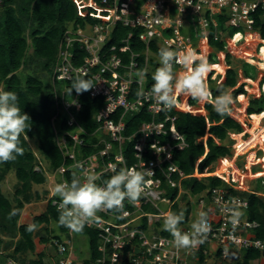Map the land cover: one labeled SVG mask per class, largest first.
I'll return each mask as SVG.
<instances>
[{
  "label": "built area",
  "instance_id": "obj_1",
  "mask_svg": "<svg viewBox=\"0 0 264 264\" xmlns=\"http://www.w3.org/2000/svg\"><path fill=\"white\" fill-rule=\"evenodd\" d=\"M2 1L4 0H0V3ZM79 5L93 6V16L97 22H86L84 25L70 23L58 45L53 68L56 95L53 122L57 144L65 161L70 164H62L55 170L48 169L49 172L36 167L50 179L46 201L51 200L58 208L61 201L58 196L53 195V188L55 184L67 181L65 172L68 169H75L80 174L81 169L74 167L77 164L95 172L99 176L96 183L100 186L113 175L111 165H116L117 170L124 166L134 167L145 173L146 181H151V184L145 186L139 201L133 205L125 200L122 213L98 212L97 219L86 225L95 229L99 237L98 250L101 256L95 264H124L125 260L129 264H235L246 250L258 251L264 257V238L255 233L260 224L247 217L249 199L230 191H247L264 197V191L243 185L248 176L254 178L256 183L260 181L264 185V165L261 170L248 169L245 176L242 175L244 171L236 170L235 166L229 171L221 172L216 169L211 173L212 176L222 179L224 184L212 187L209 194L201 195L199 199L200 212L207 213L211 225L203 242L204 248L202 244L177 248L172 236L155 230L153 225L158 221L154 222L153 218H163V214L169 211L163 210L160 204H173L166 196L167 188L163 186V177L168 186L181 187V179L185 174L174 163L173 154L175 150L187 147L188 143L182 134L178 135L175 143L170 140L162 141V136L170 135L167 124L173 125L177 115L163 110L162 106L157 107L154 101L136 95L140 87L145 92L151 89L152 85H148L147 79L149 74L152 76L155 72L151 62L160 67L158 52L153 46L158 49L166 46L179 52L191 51L192 48L194 51H201L200 48H195L196 42L190 36L191 32L198 42L197 46L201 42V47L205 48L209 45L211 34L214 40L222 39L221 35L232 27L239 29L237 32L242 35L236 41L227 40V48L234 45L243 51L256 40L259 45H264V39L259 32L255 39L250 40L256 31L254 23L257 12L262 11L261 17L264 20V0H100L98 4L92 0L91 3ZM220 17L225 19L222 24L223 33L219 29ZM187 18L190 26L185 25ZM118 25L130 28L127 36L122 38V49H118L115 44L109 45ZM135 35L144 44V52L132 49V38ZM125 52L128 62L123 61ZM260 54L252 55L264 63ZM196 56H199L197 52ZM206 56L207 54L203 55V58L208 63ZM140 58L143 61L142 66ZM256 60L246 61L255 65ZM260 64L258 63L259 69L264 70ZM181 67L179 64L174 65L178 74ZM139 71L145 73L142 81L137 75ZM85 76H90L95 85L89 94L104 99L103 105L94 115L98 127L91 133L81 125L75 113L82 106L79 94L72 92L70 95L67 87L77 77ZM258 92L259 96L264 94V83ZM143 109L151 113L152 120L144 122L137 131L126 136V117L128 114L140 113ZM231 114L236 119L239 118L233 114V109ZM253 115L248 114L254 120ZM158 116L162 118L157 119ZM263 119L264 117L260 125L263 124ZM56 120L59 122L56 123ZM239 122L243 125V131L232 133L231 136L240 134L242 137L250 133L249 127L243 121ZM64 123L68 129L63 128ZM132 140H135L136 162L128 166L124 155V142ZM84 149L92 151L88 153ZM260 158V153L256 152L251 162ZM174 174L179 175L178 180L173 178ZM225 205L242 213L237 224L231 223V215L224 210ZM144 206L155 211L145 210ZM145 217L147 224L144 228L142 225ZM180 228L185 232L191 230L187 225ZM69 240L55 239L58 258L49 259L44 264H79L71 257L73 246L69 244ZM0 256L4 258V264H21L19 260L8 256L3 249H0Z\"/></svg>",
  "mask_w": 264,
  "mask_h": 264
},
{
  "label": "trees",
  "instance_id": "obj_2",
  "mask_svg": "<svg viewBox=\"0 0 264 264\" xmlns=\"http://www.w3.org/2000/svg\"><path fill=\"white\" fill-rule=\"evenodd\" d=\"M100 0H94L96 4ZM95 8L93 6H80L74 0H4V4L0 5V89L5 91H13L17 93L18 106L21 112L26 113L30 117L28 122L31 126L26 134L21 136V146L24 148V155L18 156L15 161L0 163V234L1 237L10 238L13 242V253L8 254L21 264H44L45 252L37 253V258L29 259L24 257V253L30 251L35 252L37 243L35 237L37 228L42 224H50L55 222L57 229L61 234L68 236L69 229L58 225L59 212L57 206L52 204L51 200L46 203L45 210L32 216L30 223H20L21 211L26 203L33 200L47 199V189L42 194L34 191L35 185H45L47 176L43 171L36 169L38 159L35 151L32 149L31 141L37 145L41 157L47 162L49 170H55L62 164L69 165V161H65L62 150L56 141V128L53 117L56 114L55 109V92L48 90L44 85L42 73L53 71L58 45L63 38L64 32L70 23H78L84 25L86 22L95 23ZM262 11L255 15L254 28L264 39V20L261 17ZM220 31L223 33L224 17H220ZM237 28H229L226 31L229 41H236L242 35L237 32ZM130 32V28L118 25L114 31L113 38L109 45L115 44L118 49H122V38L126 37ZM223 36V35H221ZM209 45L216 47L220 51L227 49V39L214 40L213 34L210 35ZM32 47V52L29 48ZM131 47L134 51L144 52V44L137 40L136 35L132 38ZM154 50L159 51L156 46ZM208 61L212 65L219 63V57L214 52L207 54ZM203 59V56L197 57V62ZM232 57L229 53L225 54V64L230 66L226 75L222 80L214 78L213 70L206 74V83L211 96L208 101L203 103L206 113L194 112L200 102L191 98L184 93L176 94V105L170 112L177 115V119L173 125L167 124L170 135L162 136V141L170 140L175 143L178 141V135L182 134L188 143V146L181 150H175L173 161L185 174L181 179V186L189 189L193 195H207L214 186H221L224 181L216 176H212L213 167L220 159L230 155L232 150L231 134L241 133L243 125L232 116V105L230 111L225 114H219L214 110L213 100L219 95L221 90H227L231 93L233 101L240 100L241 97L247 95L249 88L248 81H254V78L244 72L243 82H238L237 71L232 66ZM141 66L142 58L139 59ZM123 61L128 62L126 52L123 54ZM252 65L247 61L243 65ZM32 65H36L32 72H28ZM155 70L157 64L151 62ZM258 69V68H257ZM22 70H26L25 80L20 75ZM148 85L154 83L151 74L148 75ZM263 77V76H262ZM53 79L55 77H52ZM90 79V76L83 77ZM221 78V77H220ZM55 80V79H54ZM264 83V77L258 84L259 90ZM68 89L71 87L69 84ZM59 89V87H58ZM134 89V87H133ZM75 92V90H73ZM82 106L75 111L78 115L81 125L87 132H94L98 123L94 119V115L104 103L103 97H92L89 91L79 94ZM264 104V94L259 97H252L246 111L248 114H256L264 112L262 108ZM197 106V107H195ZM61 116V114L59 113ZM152 115L146 109L137 114H128L126 117V128L124 134L129 136L137 131L141 125L152 120ZM158 116L157 119H161ZM63 128L68 129L66 123ZM229 140V145L226 143ZM231 141V142H230ZM125 160L128 166L136 162L134 156L136 152L135 140L124 142ZM91 152L92 149H84ZM14 170L17 185L14 194V200L9 199L3 192L1 183L7 174ZM75 169H68L65 172V179L71 181L72 172ZM173 178L178 180L179 175L174 174ZM163 186L167 188L166 196L173 202L171 211L179 213L184 212V221L179 225H186L190 219L192 212V204L186 201L183 205L178 201L180 187H170L167 185L163 177ZM232 194L240 195L249 199L248 219L257 221L260 226L255 229V233L260 238H264V197L257 196L247 191L230 190ZM187 199L185 194L181 200ZM145 210H153L149 206H144ZM17 210V214L11 219L8 218L12 210ZM205 211H208L207 209ZM29 224H36L35 231H28ZM147 218H144L142 227H146ZM48 230V228H46ZM155 230L163 235L171 236V234L163 230V223L156 222ZM89 237L90 257L81 264H95L100 258L101 253L98 250L99 237L95 229L85 226L82 232ZM0 237V243L3 239ZM55 239H62L60 234H54L51 237L41 236L42 243L50 242L54 246ZM15 240V241H14ZM205 244L202 243V248ZM262 257V254L255 250H246L243 252L242 258L235 264H251L252 261ZM55 258V257H53ZM56 258H58L56 256ZM0 264H4V258L0 256ZM124 264H129L128 260Z\"/></svg>",
  "mask_w": 264,
  "mask_h": 264
},
{
  "label": "clouds",
  "instance_id": "obj_3",
  "mask_svg": "<svg viewBox=\"0 0 264 264\" xmlns=\"http://www.w3.org/2000/svg\"><path fill=\"white\" fill-rule=\"evenodd\" d=\"M160 67H158L152 79L154 83L150 91L145 92L140 87L136 95L155 102L157 107L162 106L163 110H171L176 105V94L184 93L195 99L197 102L208 101L211 93L206 83V74L209 65L203 59L197 62L194 51L179 52L169 47L162 46L158 51ZM182 65L184 71L177 73L174 65ZM144 72L139 71L137 75L143 80ZM95 85L91 79L77 77L73 80L68 93L73 90L77 94L90 91ZM18 95L13 91L0 89V163L15 161L18 156L24 155V148L21 146V136L30 130V117L22 113L18 106ZM233 97L227 90H221L213 100L214 110L222 115L230 111ZM74 167L81 169L80 174L72 172L71 181H63L55 184L53 195L60 198L58 205V225L68 228L70 231L82 232L87 224L97 219V213L101 211H114L122 213L124 201L135 205L142 194L145 186L151 184L146 181L145 173L134 167H120L111 165L113 175L104 180L103 186L96 183L99 176L82 164ZM226 212L231 215V223L237 224L242 213L228 205H225ZM17 214L12 210L8 218L11 219ZM184 221V212L179 213L168 211L163 214V230L169 232L173 243L177 248L196 247L204 242L211 229L208 215L200 212L197 218L191 223V230L182 231L179 225ZM36 224H29L28 231H35Z\"/></svg>",
  "mask_w": 264,
  "mask_h": 264
},
{
  "label": "rangeland",
  "instance_id": "obj_4",
  "mask_svg": "<svg viewBox=\"0 0 264 264\" xmlns=\"http://www.w3.org/2000/svg\"><path fill=\"white\" fill-rule=\"evenodd\" d=\"M77 1L79 3L84 4V5L92 2V0H77ZM186 20L187 21H185V25L188 26V24H189L188 18ZM189 26H190V24H189ZM257 32L258 31L254 32L255 34H253L251 36L250 40H253L258 36ZM222 35H223L222 36L223 38L225 37L228 40L226 32H224V34H222ZM190 36L196 42V43H194V45L196 46L195 48L196 49L200 48V50H201V51H194V48H192L191 51H194L195 53L197 52V54L199 56H203L204 55V53H203L204 46L201 47V45H202L201 42L197 46L198 42L194 38L193 32L190 33ZM251 44L252 45H248L245 48V50H243V51L240 50L241 49L240 47H237L234 45L233 46L229 45V47L227 49H225L224 51H220V50L218 51L216 49V47H213V49L214 50L216 49L215 51H217V55L219 57V63L217 65H212L211 63H207L209 65V71L213 70L215 79L221 80L222 77H224L226 75L227 69L230 67V66L226 65L225 61H224L225 54L229 53L232 57V59H231L232 60V66L237 71L238 82L240 83V82H243L244 80H246L244 78L245 74H244L243 70L244 71L246 70L248 72L247 73L248 76L254 78V81H248L249 82V88L247 90V95L245 96L246 104H244L243 101H233V103H232L233 114L236 117H239V118H237L238 121H243L246 124V126H248V127L252 126L253 119L249 118L246 109L249 106L250 99L252 97H255V96L259 97L258 84L260 83L261 79L264 77V70H260L259 69L260 67H258V65H257L259 63V61L256 60L257 57L252 55L254 53L255 54L259 53V52L262 53V49L264 48V45H262V44L259 45L258 40H256L255 42L252 41ZM101 45L102 44H100V46ZM247 59H249V60L255 59L256 60L255 62H257V64H255V65H257V67L252 66V65L250 66L247 64L243 65V62H245ZM35 66L36 65H32L30 71H28V72H32L34 70ZM183 71H184V68L181 67L180 73ZM209 71H208V73H209ZM26 73H27L26 70H22L20 72V75L23 76V79H22L23 81L25 80ZM52 77H53V71H50L49 73H47V72L42 73V79H43L44 85L48 88V90L50 89V90L54 91V83H53ZM57 88L58 87H56V89ZM203 103L204 102H200L198 107L195 106V107H197L195 110L198 111V110L202 109L203 111L201 113L205 114L206 111L203 108ZM262 108H264V104H262ZM199 113H200V111H199ZM58 122L59 121L56 120V123H58ZM261 125H264V119H263V124H261ZM238 135H240V134L233 135L234 137L233 136L230 137L233 141L232 144L229 143V140L226 142L228 145L230 144V148L232 150V153L230 155H227L226 157L220 159L218 162H216L215 166L213 167V171L216 169L220 170L221 172L229 171V169H231L235 166L236 170L244 171L242 173V175L244 174V176H245L246 174H248L249 171H247V170L250 168H253L256 171L262 169V165H264V138L257 141L255 144H253L252 147H249L248 149L241 151V152H239L238 155H236V152H238V150H239V147L237 146V144L239 142L238 138H237ZM250 136H251L250 133H246L244 136L242 135L241 138L246 140ZM30 143H31L32 149L35 151L36 155L38 156L37 157V159H38V165L37 166L39 168H42L43 171H44V169H46V171L49 172L47 162L41 157L36 143L34 141H31V140H30ZM256 152L260 153V157H262V158L254 161L252 163L251 159ZM227 164H230L231 166H228ZM213 171H212V173H213ZM49 182H50V179H47L45 185H35L33 190L39 191V193L42 194L44 190L48 189L49 184H50ZM17 183H18V181H17L14 170H11L7 174V176L3 180V182L1 183V187H2L4 194L9 199H11L12 201L14 200V194H15V189H16ZM243 185L248 186V187L253 188V189H256V190H259V191H264V185H261L260 181H257V183H256V180L254 178H252L251 176H248L244 179ZM180 192L181 193L179 195L178 201H180V203L183 205L186 203V201H190L192 204V212L190 215V220H189V223L186 224L187 226H191V223L197 218L198 214L201 211L200 210L201 206L199 204V199H200L201 195L191 194L189 189H187L184 186L180 187ZM185 194L187 195V199L181 200ZM46 203H47L46 198L41 199V200H33L30 203H26L24 206V210L21 212H26L27 217L29 216V218L30 217L32 218V216H34L36 214H40L45 210ZM206 203L209 204L208 201H206ZM160 205H161V208L163 210L168 209V207L166 205H164L163 203H161ZM168 205L171 206L170 203H168ZM156 219H159V220H156ZM153 220H154V222L160 221L161 223H163V218L154 217ZM155 224H156V222L154 223L153 226H155ZM46 228H48V230ZM36 231H37V235L40 234V235L35 237V240L37 243L36 251L35 252L28 251V252L24 253V257H27L29 259H34V258H37L38 252L43 251V252H45V260H44L45 262L48 261L49 259H52L53 257L56 258L57 253H56V250L53 247L51 241L47 242L46 244L42 243L40 241L41 236L51 237L54 234H60L61 238H63V239H70L69 244L73 246V250H72L73 254L72 255H73V259L76 263L80 264L84 260H86L90 257L89 237L85 234L75 233V232L70 233V231H69L68 236H66V235L60 233V231L56 227L55 222H51L48 225L42 224V226L37 228ZM0 237H1V234H0ZM1 238L3 239V241H2V243H0V249H3L5 252H7V254L13 253V246H12L13 242L11 241V239L7 238V237H1ZM251 264H264V257L262 256L261 258L257 259L256 261H252Z\"/></svg>",
  "mask_w": 264,
  "mask_h": 264
},
{
  "label": "bare ground",
  "instance_id": "obj_5",
  "mask_svg": "<svg viewBox=\"0 0 264 264\" xmlns=\"http://www.w3.org/2000/svg\"><path fill=\"white\" fill-rule=\"evenodd\" d=\"M260 56H262V59L264 60V48L262 49V53L260 54ZM259 63H261L260 65L264 68V63L263 62H259ZM240 100L243 101L244 104H246L245 96L241 97ZM198 111H203V110L200 109ZM263 117H264V112L256 113L253 115L254 120L252 122V127L248 128V130L251 133V136L248 139L244 140L241 138L240 135L237 136L238 141H239L237 144V146L239 147L238 152L244 151L248 149L249 147H252L253 144H255L257 141L264 138V125L259 124Z\"/></svg>",
  "mask_w": 264,
  "mask_h": 264
},
{
  "label": "crops",
  "instance_id": "obj_6",
  "mask_svg": "<svg viewBox=\"0 0 264 264\" xmlns=\"http://www.w3.org/2000/svg\"><path fill=\"white\" fill-rule=\"evenodd\" d=\"M77 4H79L78 3V1L77 0H74ZM212 46H210V45H208V46H205V48H204V51H203V53H204V55H206V54H208L209 52H214V53H216L217 54V51H215L214 49H213V47L211 48ZM218 50V49H217ZM219 51V50H218ZM29 52H32V47H30L29 48ZM208 63H209V61H208ZM215 78V77H214ZM223 78V77H222ZM147 79L149 80V77H147ZM222 80V79H221ZM193 111L195 112L196 110L195 109H193ZM196 112H199V111H196ZM202 111H200V113H201ZM179 194H180V192H179ZM164 205H166L167 207H168V209L167 210H169V211H171V207H172V205L171 206H169L168 204H164ZM24 210V209H23ZM22 210V211H23ZM201 210V209H200ZM191 215V214H190ZM190 220V219H189ZM19 222L20 223H30L31 222V217L29 218V216L27 217V215H26V212H21V217H20V220H19ZM188 223H189V221H188ZM73 254V253H72ZM71 254V257L73 258V255ZM254 261H256V260H254Z\"/></svg>",
  "mask_w": 264,
  "mask_h": 264
},
{
  "label": "water",
  "instance_id": "obj_7",
  "mask_svg": "<svg viewBox=\"0 0 264 264\" xmlns=\"http://www.w3.org/2000/svg\"><path fill=\"white\" fill-rule=\"evenodd\" d=\"M4 4V1H2L1 3H0V5H3Z\"/></svg>",
  "mask_w": 264,
  "mask_h": 264
}]
</instances>
